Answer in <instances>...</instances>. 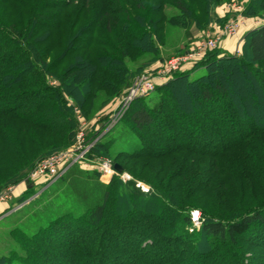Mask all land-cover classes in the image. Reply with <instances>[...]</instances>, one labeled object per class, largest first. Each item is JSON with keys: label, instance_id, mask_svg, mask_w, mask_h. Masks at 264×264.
I'll list each match as a JSON object with an SVG mask.
<instances>
[{"label": "trees", "instance_id": "1", "mask_svg": "<svg viewBox=\"0 0 264 264\" xmlns=\"http://www.w3.org/2000/svg\"><path fill=\"white\" fill-rule=\"evenodd\" d=\"M220 1L0 0V187L21 182L37 160L70 145L73 109L89 121L108 101L101 90L127 89L141 66L132 71L126 60H157L168 26L185 29L189 42L179 51H186L189 29L201 27L197 13L208 22ZM170 5L177 13L166 12ZM262 12L264 0H248L241 14ZM199 68L203 74L192 77ZM242 73L249 85L238 94L227 83ZM56 111L65 132L43 126ZM126 116L129 126L111 135L112 126L89 154L112 157L151 192L139 195L133 181L116 175L106 183L96 171L71 166L40 192L49 200L40 227L26 235L23 264H211L212 240L229 246L264 231V21L244 35L238 54L207 52L153 95L133 100ZM43 132L61 144L43 149ZM156 163L157 172L142 177ZM193 208L201 213L200 243L187 230ZM52 247L60 257H48Z\"/></svg>", "mask_w": 264, "mask_h": 264}, {"label": "rangeland", "instance_id": "2", "mask_svg": "<svg viewBox=\"0 0 264 264\" xmlns=\"http://www.w3.org/2000/svg\"><path fill=\"white\" fill-rule=\"evenodd\" d=\"M248 0H221L218 3V6L216 7L214 11V15H212V19L208 22H205V18L203 14L197 13L201 20V27L197 28L196 26H192L189 29V32L192 34L191 38L192 40L190 42H193L199 38L207 37L210 35H213L216 33L220 27L230 18L238 17L242 20L241 28L238 30L236 36L234 37H227V38H233L232 39V46L236 47L238 46V52L241 51V46L243 43V37L244 35L259 26L264 21V12H262L261 15H255V16H245L241 14V11ZM223 6V10L226 8L228 9V12L224 13L221 17L223 19L222 22H219L217 20V8ZM225 8V9H224ZM166 12L168 14H175L177 13L176 8L174 5H170L166 7ZM243 29V30H242ZM242 30V31H241ZM244 32V33H243ZM243 33V34H242ZM226 39V38H224ZM223 39V40H224ZM162 41L163 44L158 46L159 50V57L157 60L151 61L149 64L145 65V62L147 61L148 56L147 55H137L134 59H128L126 60L127 66L132 70L135 71L137 67L141 66L139 70L136 72L139 73L135 75L132 79V82L136 79L137 76L142 74H155L156 71L161 70L163 68V64L166 60H168L172 56H177L179 54H182V48H184L185 44L188 41V36L185 33V29L179 27V26H168L165 32L162 33ZM222 45V42H221ZM220 45V49H221ZM181 49V51H179ZM204 69L199 68L191 73L192 77H197L203 74ZM173 75V74H172ZM171 75V77H172ZM169 77V78H171ZM247 76L246 74H239L237 76H232V78H229V81L227 84H232L231 89H235L238 94H242L246 91V88L248 87V82H243L242 79L246 80ZM52 82L50 84H53V79H51ZM241 80V82H240ZM167 81L165 78L164 81H162L160 78H155V82H157L158 85L164 84ZM131 82V83H132ZM238 82V84H237ZM241 85H240V83ZM157 85V86H158ZM234 85V86H233ZM155 90H153L149 95L146 96L149 97L153 95ZM127 89H122L118 94H108L105 95V92L103 90L100 91V93L105 98L107 96V102L101 106V99H96V105H100L97 110L92 111L89 113L90 116L94 117L89 120L91 126L90 130L88 132H96L98 130H103V128L106 126V123L109 122L111 118L116 114V112L119 110L122 102V98L126 95ZM101 97V96H100ZM135 97L133 100H135ZM132 100V101H133ZM131 101V102H132ZM5 103H0V108L4 106ZM130 104L128 105V107ZM127 107V109H128ZM126 109V110H127ZM125 110V111H126ZM125 111L120 115L119 120L115 123L116 125L109 131V134L115 135L117 134V130L121 126H129V123L127 121V116L125 117ZM75 116V114H74ZM76 118V117H75ZM41 121V120H39ZM42 122V121H41ZM65 118L63 114L60 112H51L48 119H43V126L44 124L50 125L53 129L55 127V130L57 131H66V125H65ZM19 138L22 136L18 133ZM121 137H125V135L122 134ZM134 137H137L134 135ZM52 135L47 134L43 132V149H47L48 147L52 148L51 145L54 143H57L56 145H60L61 141L58 139H54L52 141ZM74 141V137L72 139V142ZM134 141V140H131ZM53 142V143H52ZM71 142V143H72ZM70 143V144H71ZM118 145L120 144H113L114 150L111 149V152H115L119 149ZM123 147L126 149H129V143L125 142L122 144ZM118 148V149H117ZM38 149V148H37ZM45 152V151H43ZM89 154V153H88ZM103 156V155H95V154H89L87 155V158L85 161L81 164H78L79 167H81L84 170H93L99 173L98 169L100 167V163L103 160H112ZM112 162V161H111ZM141 161L137 160L135 162L133 169L136 172H140L141 168ZM114 164V163H113ZM159 168V163H156L154 167L148 168L147 170H150V172L147 174H143L142 177L147 178L150 174H154L157 172V169ZM4 170L1 169V173H3ZM153 172V173H152ZM142 174V173H141ZM4 175V174H3ZM104 175V174H102ZM118 176L119 179H121L125 183H129L133 181V184L129 185L132 187L134 192H137L139 195H143L146 193L151 192V188L148 184H146L143 181H139L136 179H133L130 173L123 170L121 168L120 172H114L112 175L107 174L104 176L106 179L104 180L106 183L110 181V179L113 176ZM103 177L99 175V179ZM102 181V180H101ZM54 184H50L46 187L45 191L51 190L53 188ZM43 184H35V183H27L23 180L17 184H15L14 188V196L12 199H10L7 202H0V204H3L4 209L0 210V257L6 258L5 261H3L1 264H23V262L19 258H23L25 255L24 246L27 242V233L35 230L36 228L40 227L41 219L43 218V214L46 210V204L47 200H43V197H40L41 194L38 193L40 189H42ZM3 189V186L0 187V190ZM43 191V189H42ZM137 194V195H138ZM44 196V195H43ZM20 211L15 214L16 210ZM197 212L198 214V221L197 224H194L192 221V214ZM50 215V214H49ZM200 217L201 213L200 210L197 208H193L190 210V219L192 221V224L187 227V230L189 233H193L195 237V242L200 243L205 238L203 234L199 231L200 228ZM194 231V232H193ZM264 231L260 228L255 229V231H251L250 234H247L243 238H237L235 241L231 243V245H223L219 243L216 240H212L210 242V246H214V249L217 251L216 254L209 258L207 261L211 264H217L221 263V261L225 260V264H264V244L259 243L256 240H253V238H259L264 236ZM256 236V237H255ZM253 237V238H252ZM205 241V240H204ZM228 244V243H227ZM166 247V246H164ZM52 253L49 254V258H56L60 257L58 254V250L56 247H52ZM167 254V253H166ZM217 258V261H214V259ZM52 260V259H51ZM256 260V261H255Z\"/></svg>", "mask_w": 264, "mask_h": 264}, {"label": "built area", "instance_id": "3", "mask_svg": "<svg viewBox=\"0 0 264 264\" xmlns=\"http://www.w3.org/2000/svg\"><path fill=\"white\" fill-rule=\"evenodd\" d=\"M241 24L242 20L240 18H230L213 35L202 37L191 42L188 49L182 54L170 57L164 62L163 68L156 71L155 74H142L137 76L127 88L126 95L122 98L119 110L95 138L88 135V130H90L91 126L90 122L82 116L78 108H74L73 111L77 120L74 141L64 149L55 151L37 160L29 169L23 181H31L37 185L43 184L42 189L44 190L47 186L54 183L68 168L83 163L98 138L115 125L131 101L135 97H145L155 90L158 85L155 82V78H160L162 81L165 78L168 80L175 72L191 68L195 63L201 61L207 52L219 49L224 38L236 36L238 30L241 28ZM238 53V50H235L233 54ZM99 165V175L103 176L100 180L105 182L106 177L104 178V176L107 174L112 175L115 172L114 164L110 160H103ZM14 188L15 185H9L0 190V202H7L12 199L15 192ZM192 221L194 224H197V212L192 214Z\"/></svg>", "mask_w": 264, "mask_h": 264}, {"label": "crops", "instance_id": "4", "mask_svg": "<svg viewBox=\"0 0 264 264\" xmlns=\"http://www.w3.org/2000/svg\"><path fill=\"white\" fill-rule=\"evenodd\" d=\"M226 12H228V9L226 8L225 10H223V6L217 8V11H216L218 17H222L223 14L226 13ZM232 39L233 38H226V39H224L222 41V45H221V50L222 51H226V52H229V53H234L235 50L239 49L237 45H236V47L232 46L233 45L232 44ZM4 207H6V206H4L3 204H0V210L4 209Z\"/></svg>", "mask_w": 264, "mask_h": 264}, {"label": "water", "instance_id": "5", "mask_svg": "<svg viewBox=\"0 0 264 264\" xmlns=\"http://www.w3.org/2000/svg\"><path fill=\"white\" fill-rule=\"evenodd\" d=\"M114 169L116 172H120L121 171V166L117 163L114 164Z\"/></svg>", "mask_w": 264, "mask_h": 264}]
</instances>
